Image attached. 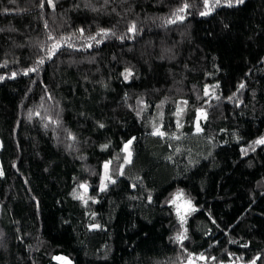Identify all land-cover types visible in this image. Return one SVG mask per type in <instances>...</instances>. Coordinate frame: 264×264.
I'll return each instance as SVG.
<instances>
[{
    "label": "trees",
    "instance_id": "trees-1",
    "mask_svg": "<svg viewBox=\"0 0 264 264\" xmlns=\"http://www.w3.org/2000/svg\"><path fill=\"white\" fill-rule=\"evenodd\" d=\"M204 11L0 0V264H264V0Z\"/></svg>",
    "mask_w": 264,
    "mask_h": 264
},
{
    "label": "snow or ice",
    "instance_id": "snow-or-ice-1",
    "mask_svg": "<svg viewBox=\"0 0 264 264\" xmlns=\"http://www.w3.org/2000/svg\"><path fill=\"white\" fill-rule=\"evenodd\" d=\"M221 2V0H215V2L212 4L211 7H209V0H204V6H205V9L206 11L204 12H201V15H207L208 12H210L212 10V8L216 7L217 5H219ZM236 3H243V0H235ZM48 3L49 5L52 4V0H48ZM227 3L229 6H231V4L233 3V0H227ZM189 7V5L187 3H185L182 7L178 8L177 9V13L179 12H183L185 11V9H187ZM176 13H174L175 15ZM179 19H183V17H178ZM174 22V21H173ZM134 28V26H133ZM133 28H130L129 31H132ZM83 30H81L82 32ZM101 33L103 35H107V32L103 29H101ZM99 35V34H98ZM90 39L92 40H95L96 37H90ZM38 63H43V60H40L38 61ZM31 71H36L35 68H31V69H27L25 71V74H27L28 72H31ZM16 74L13 73V76H15ZM130 75V73H129ZM127 78V77H126ZM0 79H3V77H0ZM240 87L242 88L243 87V84L240 85ZM205 94L207 95V89L205 90ZM182 113V109L178 108L177 109V113L176 115L179 117ZM198 119H199V113H198ZM177 126L178 127H181L182 125L179 124V121H177ZM101 127H103V125H101ZM201 131L200 127H199V123H198V120H197V132ZM152 135L154 136H160V137H164L165 136V133L163 131L160 130L159 127H156L154 126L153 127V131L151 133ZM132 144V140H129L127 141V143L124 144V147H123V151L127 153V156L125 157V163H131V150H130V145ZM253 145H264V136L256 139L255 141H253ZM104 147H107V145H105ZM249 147L252 148V150H255V148L250 145ZM242 152L243 153H247V149H242ZM109 163H106L104 165L105 167V170H106V175H105V178L104 179H109V177L107 176V169L109 167ZM123 167V166H121ZM121 174H123V172H121ZM112 183H115L114 180L111 181ZM106 184L104 183V180L101 181V190H104V188H106ZM80 188H84L85 189V193L87 192V186L86 185H79ZM76 190L74 189V192ZM75 198H79V199H84V195H80L78 194ZM85 203H87V200H84ZM166 203H168L169 205H172L174 206L175 208V213L177 215V219L181 225V227L183 228L184 224L187 222V215L191 214V212H194L196 211V209L192 206V203H191V200L190 199H186L184 197V192H183V189H177L176 192L174 194H172V198L168 201H166ZM188 237H187V229L185 228L183 231L181 232H178L174 237L173 239L175 241H177L178 243H183L184 240H186ZM244 247H247V245H244ZM200 258H204L203 257V254H201V257ZM56 259H64V258H61V257H56ZM215 259V258H213ZM189 264H191V260L189 261ZM250 264H256L255 262V259L253 261L250 262Z\"/></svg>",
    "mask_w": 264,
    "mask_h": 264
},
{
    "label": "rangeland",
    "instance_id": "rangeland-1",
    "mask_svg": "<svg viewBox=\"0 0 264 264\" xmlns=\"http://www.w3.org/2000/svg\"><path fill=\"white\" fill-rule=\"evenodd\" d=\"M67 264V263H66Z\"/></svg>",
    "mask_w": 264,
    "mask_h": 264
}]
</instances>
